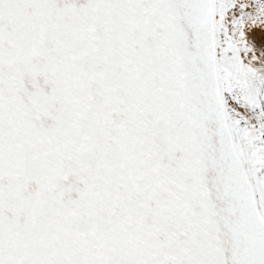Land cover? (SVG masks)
<instances>
[{
  "label": "snow or ice",
  "instance_id": "6c2138e0",
  "mask_svg": "<svg viewBox=\"0 0 264 264\" xmlns=\"http://www.w3.org/2000/svg\"><path fill=\"white\" fill-rule=\"evenodd\" d=\"M0 264H264V0H0Z\"/></svg>",
  "mask_w": 264,
  "mask_h": 264
}]
</instances>
